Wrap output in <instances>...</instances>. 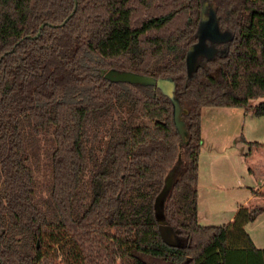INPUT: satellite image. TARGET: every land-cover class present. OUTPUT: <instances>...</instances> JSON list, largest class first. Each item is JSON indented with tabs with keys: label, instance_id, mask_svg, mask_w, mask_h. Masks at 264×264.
Returning <instances> with one entry per match:
<instances>
[{
	"label": "trees",
	"instance_id": "16d2710c",
	"mask_svg": "<svg viewBox=\"0 0 264 264\" xmlns=\"http://www.w3.org/2000/svg\"><path fill=\"white\" fill-rule=\"evenodd\" d=\"M209 3L230 38L189 71ZM160 79L182 107L181 146ZM258 98L264 0H0V264H56L59 251L64 264H264L245 229L262 208L240 205L224 225L198 221L202 110L264 118ZM42 148L47 195L36 186ZM179 153L160 205L168 243L155 201Z\"/></svg>",
	"mask_w": 264,
	"mask_h": 264
},
{
	"label": "rangeland",
	"instance_id": "374dc122",
	"mask_svg": "<svg viewBox=\"0 0 264 264\" xmlns=\"http://www.w3.org/2000/svg\"><path fill=\"white\" fill-rule=\"evenodd\" d=\"M211 8L210 3L205 5L207 11L201 19L198 42L188 53L189 71L196 67L199 56H212L216 52V43L225 42L230 38L228 32L218 28L214 11L209 10ZM262 100L264 98H258L251 103L255 105ZM202 115L201 181L207 182L211 179L215 183L214 179H225L227 183L235 184L239 180L242 184L241 187L222 192L214 186L216 202L212 203L209 197L204 196L202 202H205V205L208 203V217L205 215L200 222L203 225L215 226L227 224L232 220L229 218L236 202L244 204L245 198L251 195L246 204L262 208L263 211L254 221L247 223L245 229L251 239L264 249V118L254 116L252 111L244 108L205 107ZM250 141H257L258 144L251 145ZM213 153L217 154L215 165L210 163ZM35 175L39 193L47 195L46 189L51 185V170L45 148H42ZM212 181H208V185ZM252 188H261V193H252ZM42 246L56 247L48 237H44ZM64 260V253L59 251L56 264H64Z\"/></svg>",
	"mask_w": 264,
	"mask_h": 264
},
{
	"label": "water",
	"instance_id": "95a60500",
	"mask_svg": "<svg viewBox=\"0 0 264 264\" xmlns=\"http://www.w3.org/2000/svg\"><path fill=\"white\" fill-rule=\"evenodd\" d=\"M204 12H205V4L203 5V8H202V13H203L202 18L204 17ZM43 27H44V24H41L40 28L42 29ZM27 37H35V36L28 35ZM101 73L103 75H107L110 79H112L114 81H140V82H143L142 77H140L139 75H137L135 73H131V72L102 71ZM144 80L147 82L152 81V79H150V78H147ZM155 86L159 87L161 89V92L163 94L167 95L171 99L172 103L174 104V106L177 110L176 115H175V121H176L177 128L181 134V141L179 142V146H181L182 142L187 143V131L185 129V124H184L182 117H181L182 107L179 103L177 96L175 95V85L171 79H160V80H157L155 82ZM183 110L185 113L187 112L186 108H183ZM181 163H182L181 153H179L175 163L173 164V166L171 167V169L168 173V176L165 180V184H164L161 192L156 197V201H155V209H156L157 217L159 218V222H160L159 228L161 231V235L164 238V240L167 241L168 243H172V240H173L172 232L169 229V227L166 226L165 222H163L161 219L162 214H161V210H160V208H161L160 205L162 204L163 196L165 195V193L167 192V190L170 188V186L172 184L173 175L175 174L176 170L180 169Z\"/></svg>",
	"mask_w": 264,
	"mask_h": 264
},
{
	"label": "crops",
	"instance_id": "0c3cea01",
	"mask_svg": "<svg viewBox=\"0 0 264 264\" xmlns=\"http://www.w3.org/2000/svg\"><path fill=\"white\" fill-rule=\"evenodd\" d=\"M202 118H203V115H202ZM250 142H252V141H250ZM254 142H257V141H254ZM202 144H203V137H202ZM200 154H201V149H200ZM212 156H213V158H212L210 163H211V165L212 164L215 165L217 154L213 153ZM210 177L213 178L212 175ZM201 178H202V173H201V168H200V155H199L198 221H199L200 224H201L200 220H201L202 217H204L205 215H206V217H208V214L206 212L208 203H206V205H205V202H202L204 196L209 197V201L210 202H212V203L216 202V197H215V194H214V191H213V190H215V189H213L214 186H217L218 189H220V191L222 192V191H225V190H229L230 188L233 189V188L241 187V184H242L239 180L235 184H229V183H227V181L225 179H221L220 181L218 179H214L215 183L211 179H208L207 182H202ZM208 181H212V182L208 185ZM218 183H220L219 186L217 185ZM210 186H212V187H210ZM253 192L256 193V194H260L261 193V188H257V189L252 188V193ZM250 196L245 198V200H244L245 203L244 204H243V202H239V203L236 202V207H235L234 211L232 212L229 220H231L234 217V215H235V213L237 211V208H238V206H240V204L241 205H245V206H249V207H253L252 205L246 204V203L249 202ZM253 199H255V198H253ZM201 225H203V224H201ZM252 241L254 242V245L256 247L260 248V246L255 242V240H252Z\"/></svg>",
	"mask_w": 264,
	"mask_h": 264
},
{
	"label": "flooded vegetation",
	"instance_id": "af4514ba",
	"mask_svg": "<svg viewBox=\"0 0 264 264\" xmlns=\"http://www.w3.org/2000/svg\"><path fill=\"white\" fill-rule=\"evenodd\" d=\"M102 72V71H101ZM102 74V73H101ZM103 75V74H102Z\"/></svg>",
	"mask_w": 264,
	"mask_h": 264
}]
</instances>
